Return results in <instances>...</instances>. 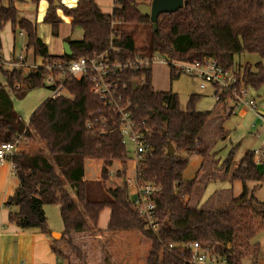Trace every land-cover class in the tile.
Instances as JSON below:
<instances>
[{
    "label": "trees",
    "instance_id": "trees-1",
    "mask_svg": "<svg viewBox=\"0 0 264 264\" xmlns=\"http://www.w3.org/2000/svg\"><path fill=\"white\" fill-rule=\"evenodd\" d=\"M14 1L8 0L6 6H0V30L10 23L14 36L23 34L25 48L32 50L33 56L41 58L43 63L88 58L111 45L121 50L120 61L136 53L186 62L212 59L224 70L236 72L237 86L243 84L257 90L264 85V0H183L177 12L157 17L155 32L148 18H141L135 10L136 0H113L109 15L100 12L95 0H78L72 8L65 7L60 0H45L48 8L43 23L50 26L52 37H57L62 23L57 10L71 19L72 30L81 31L80 41L66 40L72 53L70 57L49 55L47 47L36 36L34 25L18 19ZM140 24H148L146 52L136 49L132 34L131 27ZM243 54L255 55L261 60L254 65V71L249 66H244L241 72L235 69V57ZM168 70L170 81L181 75ZM24 75L22 69L0 68L3 79V84L0 81V144L36 138L43 145L42 152L17 149L10 159L18 184L5 203L13 209L8 213L9 223H15L21 230H36L49 236L42 207L57 205L63 231L60 240H52L54 244L66 245L75 264L90 263L74 243V236L95 231L104 209L109 210L106 234L134 232L148 243L142 264H189L185 247L195 242L207 245L227 264L257 261L259 245L250 241L264 228V204L254 199L253 190L249 191L246 183L264 182V173L256 169L251 151L244 153L230 178L242 184L243 193L238 199L216 209L189 206L213 143L200 138L201 130L215 123L214 133L220 141L225 139L223 125L231 115L225 112L223 103L219 105L215 101L214 110L196 112L199 96L191 95L182 110L176 93L152 89L150 69L145 72V84L129 87L124 93L130 101L132 117L147 129L145 141L149 149L137 165V181L159 187L154 197L156 229L152 230L139 217L124 188L117 186L104 191L99 181L84 180L85 158L93 153L117 158L125 154L115 114L96 97L76 93L45 99L25 125L14 111L9 94L22 99L29 90L46 87L47 71L37 67ZM168 144L174 150L171 155H166ZM235 150L236 147L227 154L218 171L228 169ZM192 156L202 158L201 166L193 179L183 180L182 174ZM105 175L102 169L101 177ZM101 243L104 247L108 244ZM169 245H172L170 249ZM53 253L65 264H72L64 253L55 249ZM101 253L102 248L99 258ZM109 256L106 251L102 264H113Z\"/></svg>",
    "mask_w": 264,
    "mask_h": 264
},
{
    "label": "rangeland",
    "instance_id": "rangeland-1",
    "mask_svg": "<svg viewBox=\"0 0 264 264\" xmlns=\"http://www.w3.org/2000/svg\"><path fill=\"white\" fill-rule=\"evenodd\" d=\"M136 2L138 4L141 2L143 4H149L150 0H136ZM17 3H15L16 6ZM19 6L20 4L18 5V7ZM131 28L133 29L132 34L134 37L136 49L140 52H146L149 34L148 24H140L139 26ZM73 32L81 34L79 29H74ZM21 42L22 40L18 39L17 35H15L14 55L23 51ZM260 61L261 60L255 55L243 54L235 57L234 67L235 69H238V71L241 72L244 66H249L252 71H254V65ZM39 62V59L35 60L36 67H39ZM30 66H25L21 68L22 72L25 74L24 76H26L27 72L33 69ZM0 68H7L4 70L10 71V67H7L6 65L2 64L1 61ZM168 73L169 70L166 66L159 64L151 66L150 84L154 91H171L172 93H176L182 110L185 109L188 99L191 95L199 96V99L195 105L196 112H207L215 109V99L212 95V90L209 87L205 90H200L198 88V82L196 80L191 79L183 74L179 75L176 79L170 81ZM0 81H3L1 76ZM9 95L12 101L14 111L20 116V118L24 122H26L28 121L31 113L38 107V105H40V103L50 97V91L47 87L34 88L29 90L22 99H18L14 94ZM250 98L254 99L255 101L257 107L256 111L264 115V85L258 88L257 90L248 89L245 100H248ZM219 107L220 106H217V108ZM259 125L260 120L256 118L254 113L248 109H245L241 105L236 109L233 115H231L228 119L225 120L223 125L225 139L223 141H220L217 134L214 133L215 123L207 124L203 127L200 132V138L208 140L210 143H213L207 151L208 163L207 165L201 168V172H203V174L200 175L197 180L196 189L189 200V206H194L202 209H216L227 204L230 200L238 199L241 196V194L243 193L242 184L238 181H231L230 178L244 153L247 151L253 152L259 146V140L254 137L255 129ZM34 140L35 142H39V140L36 138H34ZM235 147V154L232 157V161L229 164L228 169L226 171H218V167L221 166L227 154ZM41 149L42 147L39 148V151ZM87 159L99 160V162L96 163V171L99 172V175H101L102 169L104 172H106L105 177H103V179H100L101 181L96 180L100 182L104 191L120 186L126 191L129 200L133 201V189L129 187L126 190L124 187V177L127 176V174L129 175V173L132 171V162L135 159L134 150L131 145H127L125 154L123 153L122 156H118V158L114 155L112 157V155L106 156L104 154L99 155L93 153V156L91 155L87 157ZM125 159L127 161H125ZM122 161L124 163H122ZM86 169L88 171V164L86 165ZM109 171H113L111 177H108ZM118 173H120L121 175H118ZM204 183L206 184L203 187ZM246 187L249 191L253 190L252 195L256 201L264 204V182H247ZM66 190L69 191V193L73 197V194L67 187ZM42 210L46 217V224L48 230L50 231V235L52 233L58 234L60 230L63 231V225L59 217V207L57 205H44L42 207ZM107 213V209L103 210V212L101 213L102 216L100 215L99 218L98 226L95 229L104 234H106L104 223H106L105 221L107 220ZM88 234H91L90 236L92 238L89 237V235H85V238L87 239H82L80 243L87 242V247L91 248L94 253L96 251L95 254L93 252H90L92 261L91 262L88 260L90 264H102V259L105 256L106 251L110 254L109 258L113 259V264H142L144 262L148 243L146 244V241H144L143 237H141L137 233H124L125 238L128 240V246L130 247L131 251L129 253L128 259L125 258V255L120 256L121 251L116 249L115 247L114 251L112 252L110 244L106 245L105 243L104 247L101 241H98V239H96V231H92ZM50 235L48 237H50ZM60 238L58 240H60ZM250 244H258L260 254L256 262L252 263L251 261H244L243 264H264V228L259 229L257 234L253 237V239H251ZM100 248H102V253L99 258L98 255ZM106 248L108 250H106ZM66 254L70 256L71 263L75 264L76 262L68 252L67 247ZM42 255L43 252L39 256ZM93 256H96L95 259H93ZM12 258H15V256H13ZM27 261H30V263H27ZM34 261H39V258L32 259L30 257L29 260L27 258L18 260L17 258H15V260H6L3 257L1 259V264H32L34 263ZM58 262L59 264H65V262H62L59 259Z\"/></svg>",
    "mask_w": 264,
    "mask_h": 264
},
{
    "label": "built area",
    "instance_id": "built-area-1",
    "mask_svg": "<svg viewBox=\"0 0 264 264\" xmlns=\"http://www.w3.org/2000/svg\"><path fill=\"white\" fill-rule=\"evenodd\" d=\"M120 49L109 45L108 49L94 54L88 58L52 61L43 63L39 68H44L47 75L44 85L50 91V97H70L76 93L88 94L96 97L108 110L116 116L118 131L125 146L131 145L135 159L132 162V171L124 177V187L133 189V204L145 225L152 230L156 229L154 210V197L159 192V187L149 183H139L137 180V165L148 153L145 141L147 129L136 123L130 112V101L124 93L129 87L145 84V72L155 64L173 69L180 74L188 76L198 82V88L212 90L215 101L224 104L225 112L233 115L239 106L254 113L260 120V125L255 129L254 137L259 140V146L252 152L253 162L259 173H264V115L256 111L254 99L245 100L247 90L243 84L237 86V74L226 71L216 61L209 59L203 62H186L161 55L142 56L139 53L128 54L124 61H120ZM23 58L16 60L14 67L20 69ZM31 68H37L36 65ZM126 77V79H123ZM68 96H67V95ZM89 128L90 125H87ZM22 138L13 143L0 144V168L18 149ZM125 161H127L125 159ZM107 167V166H106ZM113 171H109L111 177ZM172 245H169L170 249ZM189 255V264H227L225 260L212 253L207 245L190 243L186 245Z\"/></svg>",
    "mask_w": 264,
    "mask_h": 264
},
{
    "label": "crops",
    "instance_id": "crops-1",
    "mask_svg": "<svg viewBox=\"0 0 264 264\" xmlns=\"http://www.w3.org/2000/svg\"><path fill=\"white\" fill-rule=\"evenodd\" d=\"M15 3H19L18 7L15 5L17 10L18 19H25L29 21L35 27V34L41 40V42L47 47V52L49 55L53 56H62V44L66 42L67 39L71 41H80L82 35L79 33H74L71 29L70 22L71 19L69 17H65L62 15L60 10L56 11V15L60 18L61 24L58 27L57 37L51 36L50 26L48 24L43 23V18L48 8V4L45 0H39L34 2L33 0H15ZM78 0H60V3L65 7L72 8L77 4ZM8 0H0V6H6ZM14 3V4H15ZM4 4V5H3ZM95 4L102 14H111V11L114 7L113 0H95ZM80 31V30H79ZM81 33V31H80ZM18 39H21V45L23 47V51L14 55V43L15 36L13 34V29L10 23H7L2 30H0V49H1V62L2 64L10 67V70L16 69L14 65L16 64V60L21 56L23 58L22 65L23 67H29L30 65H35V60L39 59L40 64H42L41 58H36L32 54V50H27L25 48L26 39L23 34L17 35ZM30 66V67H31ZM7 69V68H4ZM21 69V68H20ZM3 84V81H1ZM23 121V120H22ZM24 122V121H23ZM27 125L28 121L24 122ZM23 145V146H22ZM42 142H35L34 138L26 139L22 138L18 143L19 150H26L28 152H39V148L42 147ZM193 159V160H192ZM99 160H91L85 158L84 161V180L87 181H96L103 179L99 172L96 171V163ZM102 162V161H101ZM202 158L198 156H192L189 160V163L182 174L183 180H191L194 178L196 173L201 166ZM88 164V171L86 169V165ZM113 164V163H112ZM88 173V176H87ZM100 176V177H98ZM18 181L15 178L12 164L10 162H6L3 167L0 168V264L1 259H23L31 257L39 258V261H34L32 264H59L58 259L56 258L53 250H57L61 253H64L69 260H71L70 256L66 254V245L62 244H54L51 237L47 235L41 234L40 232L34 230H21L19 229L15 223L8 222V213L12 208H8L5 206L7 200L13 195ZM105 210V209H104ZM108 210V209H107ZM13 211V209H12ZM103 210L101 211V213ZM97 221V226L99 223V218ZM107 220L104 223V228L106 229L108 218H109V210L107 213ZM102 216V215H101ZM96 231V230H95ZM96 239L98 241H106L111 245L112 252L114 251V247L120 250V256L125 255V258H129L130 247L128 246V240L125 238V232H119L113 235L104 234L98 231ZM62 231L60 230L59 234L61 235ZM123 233V234H122ZM85 235L91 234H77L74 236V243L83 250L87 259L91 261V254L93 252L91 248L87 247V242L80 241L85 238ZM93 236V235H92ZM92 238V237H91ZM95 238V237H94ZM147 244V243H146ZM139 245V243H138ZM123 249V250H122ZM148 250V244H147ZM95 251V250H94ZM100 251V249H99ZM43 252L42 256H39ZM111 252V253H112ZM94 253V252H93ZM96 253V251H95ZM94 253V254H95ZM98 253V252H97ZM15 256V258H12ZM99 256V255H98ZM96 256H93L95 259ZM92 262V261H91ZM30 263V261H27Z\"/></svg>",
    "mask_w": 264,
    "mask_h": 264
},
{
    "label": "water",
    "instance_id": "water-1",
    "mask_svg": "<svg viewBox=\"0 0 264 264\" xmlns=\"http://www.w3.org/2000/svg\"><path fill=\"white\" fill-rule=\"evenodd\" d=\"M54 5L57 6V3H55ZM182 5L183 0H150L149 4L136 5L135 10L141 18H148L152 32H155L157 17L161 14L175 13L182 8ZM62 50L64 56L70 57L72 55L69 44L67 42H64L62 44ZM166 149V155H171L174 153L171 145L168 144ZM50 237L53 240H58L60 238V234L52 233Z\"/></svg>",
    "mask_w": 264,
    "mask_h": 264
}]
</instances>
